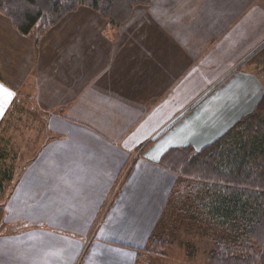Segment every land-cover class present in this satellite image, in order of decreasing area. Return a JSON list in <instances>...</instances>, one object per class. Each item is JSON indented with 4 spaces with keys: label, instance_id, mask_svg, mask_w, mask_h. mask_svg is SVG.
<instances>
[{
    "label": "crops",
    "instance_id": "1",
    "mask_svg": "<svg viewBox=\"0 0 264 264\" xmlns=\"http://www.w3.org/2000/svg\"><path fill=\"white\" fill-rule=\"evenodd\" d=\"M37 35L0 13V84L14 93H0V121L22 104L56 122L27 167L41 174L17 180L8 208L25 220L0 232V264H137L180 181L163 155L204 149L264 94L246 65L264 0H150L119 27L81 6Z\"/></svg>",
    "mask_w": 264,
    "mask_h": 264
},
{
    "label": "trees",
    "instance_id": "2",
    "mask_svg": "<svg viewBox=\"0 0 264 264\" xmlns=\"http://www.w3.org/2000/svg\"><path fill=\"white\" fill-rule=\"evenodd\" d=\"M149 3L150 0H0V13L22 35L38 33V42L41 35L81 6L119 27L135 7ZM246 65L264 68V45L247 59ZM159 164L180 177L173 199L182 185L189 187V193L195 191L190 186L192 181L210 195L209 199L214 197L203 208L211 206L216 228L223 227L228 234L214 242L207 255L208 264H264V94L250 114L212 144L200 151L172 148ZM3 179H11V175L7 171L0 174V190ZM166 244L163 237L151 234L147 246L138 252L158 254Z\"/></svg>",
    "mask_w": 264,
    "mask_h": 264
},
{
    "label": "rangeland",
    "instance_id": "3",
    "mask_svg": "<svg viewBox=\"0 0 264 264\" xmlns=\"http://www.w3.org/2000/svg\"><path fill=\"white\" fill-rule=\"evenodd\" d=\"M97 16L103 17L99 13ZM255 66L252 65L254 68ZM256 70L264 83V68ZM30 107L16 104L0 121V174L7 171L11 175V179H3V187L0 190V232H7L16 227L15 221L25 220L23 217H16L14 211L8 208L10 205L13 209L15 195L25 187L17 180L24 176L27 170L28 175L31 171L36 176L41 174L40 169L27 167L33 161L41 160V147L49 146L56 140L55 136H48V132L55 134L56 122L50 120L49 115L41 112L35 105L31 107V111ZM43 155L45 156V153ZM190 186L195 191L189 193V187L182 185L176 198H170L162 211L159 226L153 232L163 237L167 244L162 246L158 254L144 252L137 264H208L207 255L214 242L228 233L223 227L216 228V221H213L210 212L211 206L203 208L204 204L214 197L209 199L210 195L204 189L198 188L193 181ZM112 235L110 238L115 242L133 243L128 234L126 240L120 238L123 235L121 233Z\"/></svg>",
    "mask_w": 264,
    "mask_h": 264
},
{
    "label": "snow or ice",
    "instance_id": "4",
    "mask_svg": "<svg viewBox=\"0 0 264 264\" xmlns=\"http://www.w3.org/2000/svg\"><path fill=\"white\" fill-rule=\"evenodd\" d=\"M0 93H3L5 97L9 98L14 95V93H12L9 89L5 88L2 84H0ZM0 108H2V105H0Z\"/></svg>",
    "mask_w": 264,
    "mask_h": 264
},
{
    "label": "water",
    "instance_id": "5",
    "mask_svg": "<svg viewBox=\"0 0 264 264\" xmlns=\"http://www.w3.org/2000/svg\"><path fill=\"white\" fill-rule=\"evenodd\" d=\"M38 36V35H37Z\"/></svg>",
    "mask_w": 264,
    "mask_h": 264
}]
</instances>
